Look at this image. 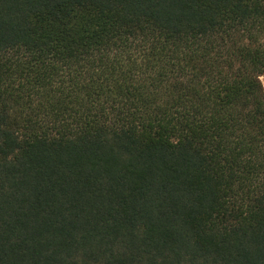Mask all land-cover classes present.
I'll use <instances>...</instances> for the list:
<instances>
[{
	"label": "trees",
	"instance_id": "trees-1",
	"mask_svg": "<svg viewBox=\"0 0 264 264\" xmlns=\"http://www.w3.org/2000/svg\"><path fill=\"white\" fill-rule=\"evenodd\" d=\"M264 0H0V264H264Z\"/></svg>",
	"mask_w": 264,
	"mask_h": 264
},
{
	"label": "rangeland",
	"instance_id": "rangeland-1",
	"mask_svg": "<svg viewBox=\"0 0 264 264\" xmlns=\"http://www.w3.org/2000/svg\"><path fill=\"white\" fill-rule=\"evenodd\" d=\"M260 81H261V84H262V87H263V90H264V76L260 77Z\"/></svg>",
	"mask_w": 264,
	"mask_h": 264
}]
</instances>
